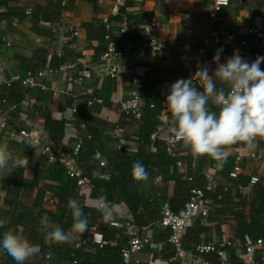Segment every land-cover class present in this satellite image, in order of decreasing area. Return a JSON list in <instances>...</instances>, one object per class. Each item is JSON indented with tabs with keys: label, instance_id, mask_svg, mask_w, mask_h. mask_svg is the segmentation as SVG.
I'll list each match as a JSON object with an SVG mask.
<instances>
[{
	"label": "crops",
	"instance_id": "1",
	"mask_svg": "<svg viewBox=\"0 0 264 264\" xmlns=\"http://www.w3.org/2000/svg\"><path fill=\"white\" fill-rule=\"evenodd\" d=\"M113 2L0 0L1 85L21 81L29 70L47 67L57 69L72 53L77 63L73 72L47 76L43 81V90L22 87L24 98L8 108L0 107V120L16 131L24 129L38 135L44 143L52 140L46 119L63 123V141H55L53 152L58 156L69 157L76 136H80L83 141L82 150L79 159L76 157L74 161L83 172L90 168V163L98 165L96 161L89 162L87 159L91 151H98L106 163L111 160L115 162L113 159L119 155L134 157L137 154L139 148L133 137L139 134V125L127 118L123 121L118 114L119 103L130 90L129 78L132 75H138L143 81L142 107L154 102L160 113L163 108H167L165 101L172 83L180 78H191L198 65L208 66L209 74H212L216 68L213 56L218 49H222L220 63L226 62L236 51L248 62L254 61L258 57L256 54L264 53V40L249 37L248 47L241 44V31L244 28H264V0H230V4L215 19L210 17L212 0H124L116 15H112ZM105 19H108L109 27L104 23ZM151 21L161 25L156 34L160 41L171 39L168 49L157 57L138 52L143 39V25ZM124 23L128 24L129 29L122 34L120 29ZM190 28L201 35L225 29L234 38L219 45H211L203 54H199L196 52L198 46L189 40ZM74 32H78V36L73 38L75 48L70 51ZM110 44L121 53L115 60L118 70L115 79L102 72L96 73L99 71L100 57ZM260 67L264 69V62ZM83 68L91 69L93 74L91 78L79 82L77 78ZM194 85L199 87V82L194 81ZM156 87L160 89L156 90ZM93 98L100 102L89 106L88 102ZM212 110L218 111L215 108ZM157 120L156 136L145 145L142 152L144 158L150 156L151 162L159 166L160 162L155 155L158 148L167 149L168 124ZM117 125L123 128L120 137L114 135ZM155 140L158 141L153 147L151 143ZM5 143L14 155H27L29 167L15 170L6 177V173L0 174V219H6L8 224L16 222L21 209H32L40 198H43L44 215L51 219L60 214L56 196L67 187L77 195L84 207L98 212V195L93 188L86 186L78 194L72 180L64 172H54V164L49 163L37 148L25 146L18 136L9 137L0 133V144ZM176 151L182 161L181 167H175L174 160L166 155L168 160H172L166 172L154 168L149 172L148 181L142 182L141 191L146 202L142 209L147 226L141 233L152 242V246H148L142 254L135 255L143 261L153 253V247L159 244L161 249L154 255L157 264H170L166 257L172 249L168 238L164 239L168 230L159 225L163 204L167 203L174 213L182 214L189 189L192 186L204 188L208 180L214 178L218 188L206 193L207 213L188 231L184 247L190 250L195 243L202 241L218 245L225 239L236 237L238 227L248 222L250 217L252 187L241 194L237 185L247 186L253 175L264 182V140H258V147L253 152L261 156L260 162L247 158L248 153L242 145L230 147L228 158L231 162L236 154L243 155L244 159V171L235 181L225 176L228 173V162L218 168L216 162L208 157H193L190 149L181 142L177 144ZM44 199L47 201L44 202ZM112 209L117 217L133 219L124 204L115 205ZM92 221L98 223L99 219ZM8 229L23 230L18 224L15 227L9 224ZM81 238L77 236L76 242ZM94 247L86 244L85 250L93 253ZM230 254L229 250L227 257L230 258ZM234 256L237 257V264H249L241 256ZM33 264H46V261H35ZM251 264H264L261 250L256 253L255 262Z\"/></svg>",
	"mask_w": 264,
	"mask_h": 264
},
{
	"label": "built area",
	"instance_id": "2",
	"mask_svg": "<svg viewBox=\"0 0 264 264\" xmlns=\"http://www.w3.org/2000/svg\"><path fill=\"white\" fill-rule=\"evenodd\" d=\"M124 0H114L112 15H116L120 11V6L123 5ZM230 4V0H212V9L210 12V17L215 19L217 14ZM30 13L29 11L27 12ZM104 23L109 27L108 19H105ZM160 23L157 21H151L143 25V39L138 47V52L140 54H149L152 57H157L162 52H165L170 43L171 39L167 41H160L157 37V31L160 30ZM128 24L124 23L120 32L122 34L127 33ZM189 40L192 44H196V52L203 54L206 49L211 45H219L224 41H229L234 38V35L228 30H213L208 34L201 35L197 31L190 28L188 30ZM78 36V32H74L71 36V48L73 51L75 48V43L73 41L74 37ZM242 42L241 44L246 48L248 47L247 39L249 37H254L257 40H264V28L258 27H247L241 31ZM11 46V44H8ZM120 52L114 47L113 44L109 45L108 50L100 57L99 72L105 73L111 79H115L118 74V70L115 64V60L120 56ZM256 56L264 57V53L256 54ZM76 56L72 53L67 57L65 62L60 65L57 69L51 67L38 69L36 71L29 70L26 75L21 79L22 86L27 89H44L43 81L44 79L52 74H64L68 72H73L76 70ZM93 72L91 69L83 68L82 72L79 74L77 80L83 82L86 79L91 78ZM130 90L125 99L119 103V116L130 121L135 122L139 125V121L142 116L143 107L141 104V93L143 91V81L138 75H132L129 78ZM1 85V84H0ZM159 90L160 87H156ZM95 102H100L99 99L93 98L88 102L91 106ZM156 103H150V107H155ZM170 113L168 107L163 108L158 114L157 118L162 124L167 125L170 119ZM0 133H4L9 137H19L24 143L26 141H32L40 153L46 157L49 163L58 164L64 170V173L70 178L74 184L75 191L80 194L81 190L89 186L93 188L92 180L83 174V171L76 166L74 159L78 157L82 150L83 141L80 136H76L74 144L71 147V154L69 157L58 156L53 152V147L55 142L49 140L44 143L38 135H33L27 130L16 131L6 122L0 120ZM123 133V128L117 125L114 128L115 137H120ZM156 133L154 132L151 136L154 140ZM180 142H173L169 135L167 139V149L166 153L169 158L174 160L176 167L182 166V161L179 154L176 151V146ZM31 147V146H29ZM247 158L260 162L262 160L261 156L256 153H248ZM95 159L98 160V165L100 167L105 166V161L103 160L101 154L96 151ZM243 155H234L233 157V168L229 172V178L233 181L239 179L244 171L243 168ZM191 181L192 179L189 178ZM260 182V178L257 175H253L249 179L247 186L238 184L237 189L241 194L246 193L247 189L251 186H255ZM217 186V182L214 178L208 180L204 188L197 186H192L189 189V197L184 204V212L179 215L174 213L170 206L165 203L160 208V218L159 225L163 229H167L169 232L168 242L172 246L175 253V260L180 264H209V262L204 258V255L210 252H216L220 258L221 264H231L229 257H227L228 251L232 250L238 256H241L245 262L251 264L255 262L256 253L261 250L264 255V238L253 239L247 236L244 240H239L236 237L225 239L218 245H214L208 242H198L195 243L192 249L188 250L184 247V239L188 231L195 225L199 218L207 213L208 200L206 199L205 192L213 190ZM47 199H44L46 202ZM108 206L114 208V203L108 202ZM92 225V230L90 234H85L83 238V244H92L95 246H102L107 244L104 239L102 232L99 230L97 223L93 221L89 222ZM121 230L117 233L115 239L111 242L112 245H118L121 250L122 259L125 264H157L155 259V253L157 250L161 249V245L157 244L153 247V253H151L147 260L143 261L136 258V254H142L148 246H152L151 239L147 235L140 233L139 228L135 224L134 220L129 217L120 216L116 223L111 224ZM79 242L75 243L73 248H77ZM48 258V256H46ZM73 260L66 262L65 264H76V257L73 255Z\"/></svg>",
	"mask_w": 264,
	"mask_h": 264
},
{
	"label": "clouds",
	"instance_id": "3",
	"mask_svg": "<svg viewBox=\"0 0 264 264\" xmlns=\"http://www.w3.org/2000/svg\"><path fill=\"white\" fill-rule=\"evenodd\" d=\"M221 52L222 49H218L213 56L216 68L211 75L208 66L198 65L191 78H180L170 85L165 101L170 113L167 127L170 139L190 149L193 157L214 160L218 168L227 162L231 146L239 144L246 153H253L258 140H264V69L260 67L264 57L258 56L248 62L236 51L226 62L220 63ZM194 81L199 82V87L194 85ZM25 146L36 149L30 140L25 142ZM28 167L27 155H14L6 143L0 144V174L6 173V177L15 170ZM131 175L136 182H146L150 177L140 161L132 164ZM66 207L72 217L67 231L52 223L47 215L40 217L39 232L45 242L67 244L74 242L77 236L91 233L92 225L82 202L70 198ZM96 210L105 223L117 222V214L108 206L106 196L97 197ZM6 224V219H0V228ZM0 250L16 264H26L41 252L40 247L26 238L22 231L12 229L3 232Z\"/></svg>",
	"mask_w": 264,
	"mask_h": 264
},
{
	"label": "trees",
	"instance_id": "4",
	"mask_svg": "<svg viewBox=\"0 0 264 264\" xmlns=\"http://www.w3.org/2000/svg\"><path fill=\"white\" fill-rule=\"evenodd\" d=\"M35 20L37 21V18H35ZM22 87L21 81L11 82L9 85H0V107L8 108L12 104L21 102L25 96ZM157 114H159L157 104L153 108L150 107V104L143 108L142 116L139 121V134L136 137H133V140L138 144L139 148L134 157L119 155L113 159L116 160L115 162L111 160L106 163L105 161L104 167L90 163V168L83 172L85 176L91 178L93 190H95L98 196H106L107 201L114 203V205H125L127 210L132 214L140 233L141 230L147 226L143 212L144 209H142L143 207L145 208L146 202L141 191L142 182H136L133 180L131 166L135 161H140L146 167L148 172H151L154 168H159L158 171L164 169L163 172H166L169 164H172V160L167 159L166 150H164L163 147L158 148V153L155 155L160 162L159 166L156 165V163L151 162L150 156L147 158L143 157L144 154L142 151L144 150L145 145L152 141L151 136L155 132L159 123L157 120ZM46 127L49 136L54 142L56 141L57 143H60L63 141L65 129L63 123H57L50 119H46ZM157 141L158 140H155L154 143H151L153 147L156 146ZM95 153L96 151H91L87 159H89V162L96 161L98 164V160L95 159ZM80 154L78 156H80ZM77 159H79V157ZM227 162L228 173L225 176L229 177V172L233 168V161L231 162V159L227 158ZM173 165L176 167L175 162ZM53 170L57 173L64 172L62 167L58 164L53 165ZM217 186L213 190L206 191L205 195L207 192H214L218 188ZM251 194L250 217L248 222L240 225L237 229L236 238L239 240H244L246 236L253 239L264 238V182L260 181L257 185L253 186ZM70 198L77 199V195L71 193L68 187L56 196V201L61 212L59 215H54L50 219L52 223L60 225L66 231L72 224V217L66 207ZM42 205L43 198H40L32 209L22 208L16 218V222L12 221L9 223L13 225V227L17 224L22 226V232L25 237L33 244L38 245L41 249L40 254L33 257L30 261H27L26 264H33L35 261L42 260H45L46 264H65L74 259L73 255L76 257V264H125L122 259L120 247L111 244L115 239L116 234L120 233L121 230L111 224L105 223L100 212H96L95 210L84 206V212L88 216L89 222L96 218L99 219L97 225L107 244L102 246L97 245L94 247V252L89 253L85 250L86 244H83L82 242L84 236L77 241L79 242L77 248H73L75 243H77L76 240L61 245L45 242L43 235L39 232L38 224L40 217L44 216ZM150 214L151 213H149V216ZM117 220H119V217H117ZM9 224L7 223L4 228H0V239H2V234L7 230ZM168 236L169 232L166 233L164 239L168 238ZM169 246L171 247L172 252L166 257V259L170 264H180L175 259L172 260V258H175V253L172 246L170 244ZM230 252L229 259L231 264H237V257L234 256L235 252L232 250H230ZM0 255V264H16V262L3 250H0ZM46 256H48V258ZM204 258L209 264H221L220 258L216 252L207 253L204 255Z\"/></svg>",
	"mask_w": 264,
	"mask_h": 264
}]
</instances>
